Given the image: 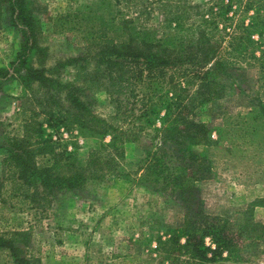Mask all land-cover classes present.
<instances>
[{
	"label": "trees",
	"instance_id": "trees-1",
	"mask_svg": "<svg viewBox=\"0 0 264 264\" xmlns=\"http://www.w3.org/2000/svg\"><path fill=\"white\" fill-rule=\"evenodd\" d=\"M98 2L109 14L73 16L88 24V30L81 32L82 44L95 68L86 73L81 62L88 64L90 58L74 56L52 66L41 59V22L33 0H0V21L21 34L15 60L0 67V98L4 85L19 79L26 91L38 88L47 103L44 123L29 121L25 135L10 140L7 165L26 199L79 194L89 182L119 178L156 192L169 191L184 208L185 219L167 232V240H158L159 251L179 264H217L235 243L228 222L206 213L197 184L215 176L218 150L227 139L237 146L235 138L264 133V0H214L208 7L192 0ZM243 64L259 67L256 104L213 129L197 118V111L229 91L245 92ZM67 67L85 72L83 87L60 78ZM101 83L115 110L108 118L95 112L96 99L86 94L87 87L90 92ZM45 124L78 128L101 146L83 164L77 162L75 152L63 158L55 151L52 137H47ZM143 136L150 140L145 141L137 170L126 171L125 146ZM38 156H49L51 161L38 163ZM207 238L212 245L206 244ZM259 238L264 241V233ZM27 242L25 232L0 235V251H7L13 264H34L24 254Z\"/></svg>",
	"mask_w": 264,
	"mask_h": 264
},
{
	"label": "rangeland",
	"instance_id": "rangeland-1",
	"mask_svg": "<svg viewBox=\"0 0 264 264\" xmlns=\"http://www.w3.org/2000/svg\"><path fill=\"white\" fill-rule=\"evenodd\" d=\"M192 1L208 7L214 0ZM33 2L41 22V59L52 66L57 61L82 56L86 60L90 58L88 64L81 62L87 68L86 73L93 71L94 60L88 57L89 51L82 44L81 32L88 30V24L73 16L79 13L91 18L100 13L109 14V10L104 11L98 0ZM68 14L72 17H66ZM20 41V32L1 20L0 67H8L15 60ZM224 52L221 51L222 55ZM244 69L241 76L245 92L229 91L223 99L197 111L200 121L213 129L223 127L228 119L246 114L254 107L260 86L259 67L244 65ZM60 78L83 87L87 77L85 72L67 67L61 71ZM89 90L87 87L86 94L96 99L95 112L105 118L113 115L115 110L103 84ZM42 95L36 87L26 91L19 79L3 88L0 98V235L27 233L29 242L23 246L24 254L34 264H179L158 248V240L161 237L167 240V232L180 227L185 219L184 208L169 191L156 192L148 185L119 178L89 182L79 194L57 193L44 200L32 192L33 196L26 199L27 193L20 190L21 183L7 165L6 147L11 139L25 135L24 127L29 121L44 123L42 112L47 103ZM35 113L39 115L34 121L30 118ZM44 128L47 137H52L57 153L66 158L67 153L75 152L81 164L101 146L98 139L81 134L78 128H51L46 124ZM141 138V143L125 146L123 168L126 171H136L143 157V149L148 144L145 141L150 139ZM231 139L218 150L215 176L197 184L206 213L228 222V233L234 239L233 251L225 253L224 260L217 264H264V241L259 238L264 233V133L244 140L235 138L237 146L229 141ZM50 159L38 156L36 160L48 163ZM247 222L259 227H247ZM206 244L210 246L213 241L207 238ZM0 264H13L7 251H0Z\"/></svg>",
	"mask_w": 264,
	"mask_h": 264
}]
</instances>
